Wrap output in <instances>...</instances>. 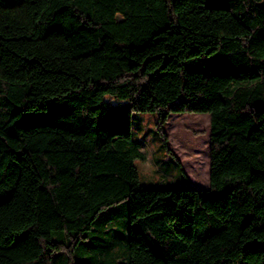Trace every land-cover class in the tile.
<instances>
[{
  "label": "trees",
  "instance_id": "1",
  "mask_svg": "<svg viewBox=\"0 0 264 264\" xmlns=\"http://www.w3.org/2000/svg\"><path fill=\"white\" fill-rule=\"evenodd\" d=\"M262 1L0 0V264H264ZM153 112L208 189L141 185Z\"/></svg>",
  "mask_w": 264,
  "mask_h": 264
},
{
  "label": "rangeland",
  "instance_id": "2",
  "mask_svg": "<svg viewBox=\"0 0 264 264\" xmlns=\"http://www.w3.org/2000/svg\"><path fill=\"white\" fill-rule=\"evenodd\" d=\"M121 19L122 16L118 15ZM159 113H135L132 124V141L140 145L144 158H136L141 185L145 188H165L178 186L185 181L180 166L195 189L205 190L210 186L211 169V119L208 113H175L170 115L163 126L168 135L169 152L166 150L156 123ZM205 141L207 152L204 157L203 179L198 174L199 154L195 144L199 139Z\"/></svg>",
  "mask_w": 264,
  "mask_h": 264
},
{
  "label": "water",
  "instance_id": "3",
  "mask_svg": "<svg viewBox=\"0 0 264 264\" xmlns=\"http://www.w3.org/2000/svg\"><path fill=\"white\" fill-rule=\"evenodd\" d=\"M260 7H264V0L260 3Z\"/></svg>",
  "mask_w": 264,
  "mask_h": 264
}]
</instances>
